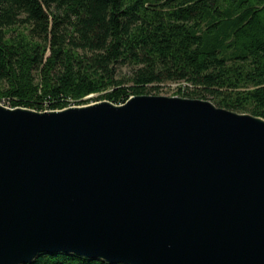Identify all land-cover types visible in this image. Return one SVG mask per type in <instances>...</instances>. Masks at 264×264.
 I'll use <instances>...</instances> for the list:
<instances>
[{
	"label": "water",
	"instance_id": "obj_1",
	"mask_svg": "<svg viewBox=\"0 0 264 264\" xmlns=\"http://www.w3.org/2000/svg\"><path fill=\"white\" fill-rule=\"evenodd\" d=\"M264 264V117L132 95L0 102V264Z\"/></svg>",
	"mask_w": 264,
	"mask_h": 264
},
{
	"label": "trees",
	"instance_id": "obj_2",
	"mask_svg": "<svg viewBox=\"0 0 264 264\" xmlns=\"http://www.w3.org/2000/svg\"><path fill=\"white\" fill-rule=\"evenodd\" d=\"M171 82L264 117V0H0V102L123 103ZM25 264L124 263L51 252Z\"/></svg>",
	"mask_w": 264,
	"mask_h": 264
},
{
	"label": "rangeland",
	"instance_id": "obj_3",
	"mask_svg": "<svg viewBox=\"0 0 264 264\" xmlns=\"http://www.w3.org/2000/svg\"><path fill=\"white\" fill-rule=\"evenodd\" d=\"M124 70H126V69H124ZM181 83L186 84L185 82H181ZM181 83H178V82L163 83L162 86H160L159 88L151 90L150 94L189 97V96L182 95L181 92H179V87L181 86ZM97 95L98 94H94V93L88 95L87 96L88 102L84 103V104L99 101V100H96ZM101 100H103V99H101ZM77 103L78 102H72L69 106H71V105H83V104H77ZM42 110H44V109H42Z\"/></svg>",
	"mask_w": 264,
	"mask_h": 264
},
{
	"label": "bare ground",
	"instance_id": "obj_4",
	"mask_svg": "<svg viewBox=\"0 0 264 264\" xmlns=\"http://www.w3.org/2000/svg\"><path fill=\"white\" fill-rule=\"evenodd\" d=\"M1 103L6 104L5 102H2V101H1ZM6 105H8V104H6ZM8 106H10V105H8ZM12 107H13V106H12ZM44 110H46V109H44Z\"/></svg>",
	"mask_w": 264,
	"mask_h": 264
}]
</instances>
